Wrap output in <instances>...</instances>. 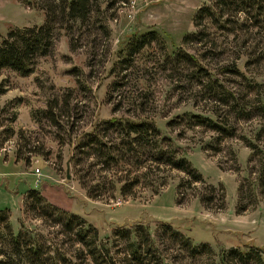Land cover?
Listing matches in <instances>:
<instances>
[{
    "label": "rangeland",
    "instance_id": "obj_1",
    "mask_svg": "<svg viewBox=\"0 0 264 264\" xmlns=\"http://www.w3.org/2000/svg\"><path fill=\"white\" fill-rule=\"evenodd\" d=\"M208 1L121 0L110 10L108 34L99 23L74 30L72 40L58 29L51 53L40 57L30 74L0 69V207L9 208L14 229L19 227V219L25 218V191L38 187L51 202L82 214L101 237L120 224L139 221L148 225L151 239L167 261L173 259L171 264H212L214 254L194 258L179 250L159 225L162 220L195 242H208L215 253L221 245L253 243L264 248V184H259L264 118L236 119L229 113L237 136L208 146L214 131L179 124L187 111L215 117V103L202 87L204 79H195L189 65L175 67L166 62L160 41L132 55L126 54L127 48L120 49L132 31L156 29L170 51L195 28L194 13ZM38 4L36 0H0V35L11 27L43 23L45 13ZM229 13L228 28H209L205 40L183 47L193 53L204 51L200 57L203 66L226 87L249 95L253 101H264V12L257 18L234 10ZM124 53L126 60L121 62ZM247 59H251L249 64H245ZM234 63L254 80L251 91L241 76L226 70ZM68 96V107L62 102L57 109L61 124L33 118L32 111L46 107L49 99L62 101ZM216 111L222 118L227 114L223 109ZM112 116L154 119L161 134L172 139L178 153L191 161L204 181L190 187L181 185L180 179L186 177L181 170L132 163L129 169L139 176L133 195L114 191L100 198L87 196L80 176L92 184L97 166L90 159L72 162L74 135ZM169 120L173 125L167 124ZM243 135L255 142L257 153L252 154ZM206 183L223 187L222 208L214 205L220 202V190H212ZM202 193L211 196L210 206L203 205ZM26 222L39 226L36 220L26 218Z\"/></svg>",
    "mask_w": 264,
    "mask_h": 264
},
{
    "label": "trees",
    "instance_id": "obj_2",
    "mask_svg": "<svg viewBox=\"0 0 264 264\" xmlns=\"http://www.w3.org/2000/svg\"><path fill=\"white\" fill-rule=\"evenodd\" d=\"M36 1L39 2L37 6L45 13L44 22L11 27L5 35H0V69L8 68L23 76L30 74L38 59L51 53L58 29H63L65 35L72 40L74 30L94 28L99 23L108 34V19L112 15L110 10L121 0ZM233 10L257 18V15L264 12V0H209L194 13L195 28L186 32L182 37V44L175 45L170 51L156 29L132 31L126 44L120 48H127L126 54L132 55L152 42L160 41L165 48L166 62L175 67L189 65L195 79H204L202 87L215 103V117L187 111L180 117L179 124L187 128L202 126L214 131L208 146H218L224 138L237 136V127L230 114L236 119L256 115L264 118V101H253L249 95H241L236 89L226 87L203 66L200 57L204 55V51L193 53L183 47L191 42L205 40L209 36V28H228L229 11ZM126 54L119 59L121 62L126 60ZM250 60L247 59L245 64H249ZM226 70L241 76L249 90H252L254 80L246 77L238 63L227 66ZM1 92L3 88L0 83ZM68 101L69 96L62 101L53 97L48 100L46 107L32 111L33 118L36 121L46 118L54 125L61 124L57 109L62 102L68 107ZM218 108L227 113L223 118L217 113ZM167 124L173 125V120H169ZM74 136L72 162L79 164L83 159H90L92 165L97 166L92 184L86 183L80 176L86 195L91 198H100L107 192L111 195L114 191H118L120 195H133L139 176L129 169L132 163L145 165L148 162L147 166L151 163L163 164L181 170L186 175L180 179L181 185L190 187L193 183L204 181L191 161L178 153L172 139L161 134L157 122L152 118H102L93 123L90 129ZM242 139L250 146L252 154L257 153V146L252 139L244 135ZM71 140L72 136H69L68 141ZM259 152V184H264V147H260ZM206 186L212 190H220V202L214 205L222 208L223 187L217 188L210 183H206ZM200 199L203 205L210 206L211 196L202 193ZM22 211L25 218H20L19 227L14 229L9 218V208L0 207V264H171L170 261H173H167L159 252L158 246L150 237L148 225L139 221L129 226L120 224L110 234L101 237L98 228L82 214L51 202L38 187H29L25 191ZM26 218L38 221L39 226H30ZM159 225L178 244V249L186 250L190 257L204 258V253H207L214 254L212 264H264V248L259 245H221L215 253L208 242L193 241L189 234L171 223L162 220ZM120 241L122 243H118Z\"/></svg>",
    "mask_w": 264,
    "mask_h": 264
},
{
    "label": "built area",
    "instance_id": "obj_3",
    "mask_svg": "<svg viewBox=\"0 0 264 264\" xmlns=\"http://www.w3.org/2000/svg\"><path fill=\"white\" fill-rule=\"evenodd\" d=\"M35 170H36V171H38L39 169H38V168H36Z\"/></svg>",
    "mask_w": 264,
    "mask_h": 264
},
{
    "label": "water",
    "instance_id": "obj_4",
    "mask_svg": "<svg viewBox=\"0 0 264 264\" xmlns=\"http://www.w3.org/2000/svg\"><path fill=\"white\" fill-rule=\"evenodd\" d=\"M69 163H67V166H68ZM68 168V167H67Z\"/></svg>",
    "mask_w": 264,
    "mask_h": 264
}]
</instances>
